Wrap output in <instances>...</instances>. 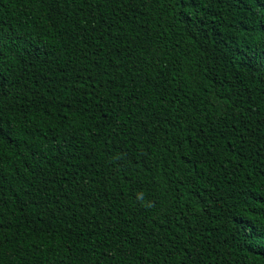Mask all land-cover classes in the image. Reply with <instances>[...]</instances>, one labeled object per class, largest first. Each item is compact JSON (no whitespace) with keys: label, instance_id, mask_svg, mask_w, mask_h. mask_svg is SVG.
Instances as JSON below:
<instances>
[{"label":"trees","instance_id":"16d2710c","mask_svg":"<svg viewBox=\"0 0 264 264\" xmlns=\"http://www.w3.org/2000/svg\"><path fill=\"white\" fill-rule=\"evenodd\" d=\"M0 264H264V0H0Z\"/></svg>","mask_w":264,"mask_h":264}]
</instances>
